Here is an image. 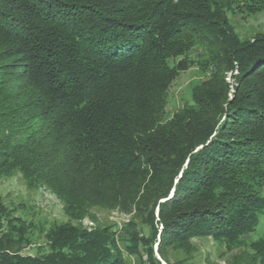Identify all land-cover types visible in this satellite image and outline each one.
<instances>
[{"label":"trees","instance_id":"16d2710c","mask_svg":"<svg viewBox=\"0 0 264 264\" xmlns=\"http://www.w3.org/2000/svg\"><path fill=\"white\" fill-rule=\"evenodd\" d=\"M261 12L264 0H0V182L46 188L69 217L43 227L29 255L34 223L0 200V264H124L95 208L136 209L154 231L129 249L147 264H176L170 250L198 237L236 247L254 233L264 31L244 38L230 16ZM198 45L209 74L169 116V88ZM254 248L244 264H264V239Z\"/></svg>","mask_w":264,"mask_h":264},{"label":"rangeland","instance_id":"374dc122","mask_svg":"<svg viewBox=\"0 0 264 264\" xmlns=\"http://www.w3.org/2000/svg\"><path fill=\"white\" fill-rule=\"evenodd\" d=\"M232 24L239 34L244 38H251L256 32L264 31V12L243 17L240 13L230 16ZM203 46H196L190 50V56L197 61L187 70L181 71L174 79L168 91L166 112L169 116L179 108L193 102V87L204 81L209 70L205 67L206 53ZM201 61V63H200ZM227 81L234 83L230 75ZM264 193V187L262 189ZM0 200L9 208L14 209L17 216H21L29 224L34 223V233L30 235L33 243H24L22 253L35 254L36 245L45 241L41 232L43 227H48L52 222H65L69 217L63 210L62 202L49 190L42 188L30 190L21 176L3 179L0 182ZM158 210V207H157ZM95 214L101 224L112 225L118 232L119 245L125 258L124 264H147L146 255L130 253L132 247V236L136 233L144 236H152L153 229L145 226L136 209L131 212L116 209L95 208ZM85 226H95L90 219L84 220ZM158 227V226H157ZM157 239L161 232L159 226ZM264 239V216L254 233H247L241 237V243L233 247L227 241L214 239L212 237H198L192 241L191 249H172L169 257L176 264H244L258 252L254 245ZM155 252L157 244H154ZM142 250V246L140 247ZM157 253L160 260L162 258ZM258 256V255H257ZM163 264H167L162 260Z\"/></svg>","mask_w":264,"mask_h":264}]
</instances>
